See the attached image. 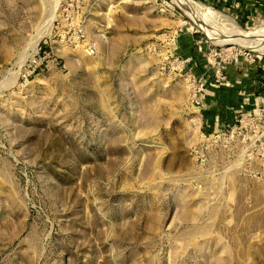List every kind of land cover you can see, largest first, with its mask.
<instances>
[{
  "label": "rangeland",
  "instance_id": "rangeland-1",
  "mask_svg": "<svg viewBox=\"0 0 264 264\" xmlns=\"http://www.w3.org/2000/svg\"><path fill=\"white\" fill-rule=\"evenodd\" d=\"M189 1L0 0V264H264V0Z\"/></svg>",
  "mask_w": 264,
  "mask_h": 264
},
{
  "label": "crops",
  "instance_id": "crops-1",
  "mask_svg": "<svg viewBox=\"0 0 264 264\" xmlns=\"http://www.w3.org/2000/svg\"><path fill=\"white\" fill-rule=\"evenodd\" d=\"M235 77L234 89L215 90L211 96L204 97L202 100L205 126L213 132L226 124H230L238 113L248 111L264 100L262 97L256 96L254 88L258 86L254 81L242 79V77H247V74H236Z\"/></svg>",
  "mask_w": 264,
  "mask_h": 264
},
{
  "label": "bare ground",
  "instance_id": "bare-ground-1",
  "mask_svg": "<svg viewBox=\"0 0 264 264\" xmlns=\"http://www.w3.org/2000/svg\"><path fill=\"white\" fill-rule=\"evenodd\" d=\"M180 4H181V2H180ZM182 6L181 7H183V8H185L187 11H188V13H190V15H192V16H194V13H196V12H194V9L192 10V6H191V3H190V1L189 0H183V3L181 4ZM184 9V10H185ZM198 12V11H197ZM191 16V17H192ZM196 16V15H195ZM199 16V15H198ZM214 16H216V14L214 15ZM219 16V15H218ZM193 18V17H192ZM219 18H221V19H223L222 17H221V15L219 16ZM198 20H200L199 18H198ZM224 20V19H223ZM205 21V20H204ZM199 22V21H198ZM203 22V21H202ZM200 23V22H199ZM205 22H203V24H204ZM201 24V23H200ZM202 24V25H203ZM200 26V25H199ZM203 28V27H202ZM204 30L206 31V32H208V30H207V28H204ZM209 36H210V38L213 40L214 38H215V40L216 41H218V38H217V36H215V35H213V34H211L210 32H208L207 33ZM238 34H239V37L241 38L240 39V41H235V43H237V44H241V43H243L244 45V47L245 48H251V47H255V46H261V45H263L264 44V37H262V36H264V29H258L256 32H255V34H254V36L251 38V37H249L248 35H246V34H244L243 35V33H241V32H239L238 31ZM224 40V39H223ZM214 41V40H213ZM227 41V40H226ZM239 42V43H238ZM220 44H221V42H220ZM224 44V43H223Z\"/></svg>",
  "mask_w": 264,
  "mask_h": 264
},
{
  "label": "built area",
  "instance_id": "built-area-1",
  "mask_svg": "<svg viewBox=\"0 0 264 264\" xmlns=\"http://www.w3.org/2000/svg\"><path fill=\"white\" fill-rule=\"evenodd\" d=\"M67 15L70 16L69 14ZM71 30H73V36L71 38L77 45H82L86 54H88L89 56H93L97 53L96 44L88 39L86 33L82 29L71 26L68 32L70 33ZM198 102L199 101H197L196 103L198 104ZM235 123L236 124L239 123L240 127L244 128L243 125L246 123V119L243 118L241 120L236 119Z\"/></svg>",
  "mask_w": 264,
  "mask_h": 264
}]
</instances>
